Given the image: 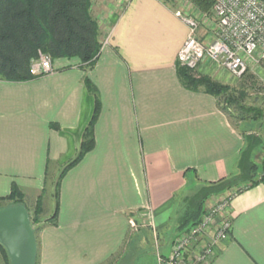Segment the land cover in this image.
I'll return each instance as SVG.
<instances>
[{
	"label": "crops",
	"instance_id": "0c3cea01",
	"mask_svg": "<svg viewBox=\"0 0 264 264\" xmlns=\"http://www.w3.org/2000/svg\"><path fill=\"white\" fill-rule=\"evenodd\" d=\"M109 1L91 66L60 57L48 74L0 80V196L15 183L35 200L46 174L76 154L94 109L84 76L100 99L94 147L61 179L57 225L36 235L39 264L104 263L144 213L152 228L163 227L191 180L229 176L245 141L213 95L179 81L187 27L177 9L162 0ZM203 66L194 72L218 79ZM227 212L229 235L205 264H264V186L237 193Z\"/></svg>",
	"mask_w": 264,
	"mask_h": 264
},
{
	"label": "trees",
	"instance_id": "16d2710c",
	"mask_svg": "<svg viewBox=\"0 0 264 264\" xmlns=\"http://www.w3.org/2000/svg\"><path fill=\"white\" fill-rule=\"evenodd\" d=\"M194 1L200 9L211 11V0ZM100 37L98 20L92 13V0H0V80L21 82L36 77L30 71V61L37 56L38 50L49 54L51 59L76 57L81 66L89 67L100 52ZM175 71L185 88L213 95L228 118L235 116L239 121H264L263 106L244 102L248 93L258 89L255 87L256 76L252 72L246 71L237 85L231 86L208 75L195 74L179 63H176ZM83 81L94 97V109L83 130L76 154L60 167L56 179L46 174L44 189L35 198L31 210L26 207L25 196L15 183H12L9 194L0 196V208L18 204L26 207L37 245L35 264H39L38 231L44 226L57 225L61 179L95 144L94 124L100 112V99L97 88L89 78L84 76ZM234 127L238 128L236 125ZM258 150L263 153L260 161L257 160ZM49 181L53 187V210L49 217L42 219L43 194ZM257 184L264 186V139L251 134L245 137L235 170L229 176L216 181H199L189 194L183 196L181 212H177L175 235L200 220L206 202L212 196L228 191L240 193ZM179 195L173 200L171 212ZM0 259L3 264H10L7 251L1 243Z\"/></svg>",
	"mask_w": 264,
	"mask_h": 264
},
{
	"label": "built area",
	"instance_id": "2783aa9c",
	"mask_svg": "<svg viewBox=\"0 0 264 264\" xmlns=\"http://www.w3.org/2000/svg\"><path fill=\"white\" fill-rule=\"evenodd\" d=\"M175 14L187 26L186 37L176 53L180 65L194 71L209 61L237 78L250 68L264 67V0H211L210 30L201 35L195 16L179 9ZM51 61L49 54L38 50L30 61L31 73H50ZM236 194L226 192L207 203L200 220L172 240L168 255L156 253L157 264L207 263L218 242L229 235L231 217L227 210Z\"/></svg>",
	"mask_w": 264,
	"mask_h": 264
},
{
	"label": "rangeland",
	"instance_id": "374dc122",
	"mask_svg": "<svg viewBox=\"0 0 264 264\" xmlns=\"http://www.w3.org/2000/svg\"><path fill=\"white\" fill-rule=\"evenodd\" d=\"M164 2V0H162ZM109 0H92V13L97 18L98 24L100 27V32L102 35V28L105 25H108L107 22H104V16L107 11ZM166 3L172 4L173 9H179L184 14H191L195 16L199 22L198 34H203L204 31L210 30V27L207 28V25L210 24V19L212 20L211 11H204L200 9L194 0H167ZM122 4V3H121ZM208 13L206 17H202L203 14ZM214 20V19H213ZM187 27V26H186ZM202 65L204 68H208L207 74H214L218 76L213 78L221 83H226L231 86L237 85L240 81V78L232 76L225 69L214 65L212 62L206 61ZM248 71L252 72L256 76V88L253 91H249L247 98L245 99V104L247 105H259L263 106L264 109V67L249 69ZM195 74L201 75L199 72H194ZM231 114V113H230ZM229 120L236 126L238 130L244 134V138L251 134H256L261 137L264 136V121L260 123L259 120H245L239 121L237 117L230 116ZM257 160L260 161L263 158L262 150L257 151ZM57 176V175H56ZM56 176L51 178L56 179ZM198 183L195 180H191L186 188L180 193L178 198L175 200V206L172 209V212L169 215V218L166 220V223L163 224V227L156 226L151 228V215L150 213H144L141 218L142 221L135 222V226L131 227L128 231V236L125 239L122 246L118 249L117 253L109 258L102 264H157L156 253L161 252L164 255L169 254L170 244L172 240L176 237V220L181 212L183 196L189 194L195 184ZM53 187L52 184L48 183L45 192L43 194V212L41 218L45 219L50 216L53 210V197H52ZM231 192V191H228ZM234 192V191H233ZM212 202V201H210ZM209 200L206 202L210 203ZM25 205L28 210H31L34 206V196L29 195L28 198H25ZM206 206V205H205ZM177 212H179L177 214ZM164 216L157 218V224ZM156 237V239H155ZM37 239V236H36ZM158 246V247H157ZM0 264H3V261L0 259Z\"/></svg>",
	"mask_w": 264,
	"mask_h": 264
},
{
	"label": "water",
	"instance_id": "95a60500",
	"mask_svg": "<svg viewBox=\"0 0 264 264\" xmlns=\"http://www.w3.org/2000/svg\"><path fill=\"white\" fill-rule=\"evenodd\" d=\"M0 243L10 264H35L37 245L23 204L0 208Z\"/></svg>",
	"mask_w": 264,
	"mask_h": 264
}]
</instances>
